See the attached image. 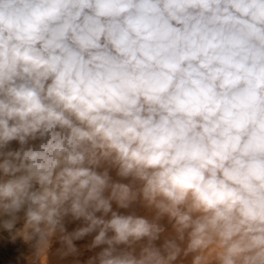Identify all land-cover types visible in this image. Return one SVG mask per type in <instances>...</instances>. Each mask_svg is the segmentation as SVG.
I'll return each mask as SVG.
<instances>
[{"label": "clouds", "instance_id": "obj_1", "mask_svg": "<svg viewBox=\"0 0 264 264\" xmlns=\"http://www.w3.org/2000/svg\"><path fill=\"white\" fill-rule=\"evenodd\" d=\"M0 264H264V0H0Z\"/></svg>", "mask_w": 264, "mask_h": 264}]
</instances>
